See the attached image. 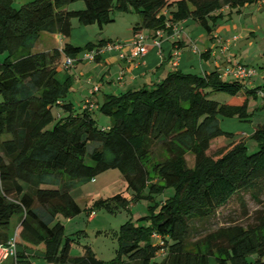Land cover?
<instances>
[{
    "label": "trees",
    "instance_id": "trees-1",
    "mask_svg": "<svg viewBox=\"0 0 264 264\" xmlns=\"http://www.w3.org/2000/svg\"><path fill=\"white\" fill-rule=\"evenodd\" d=\"M79 1L83 9H68ZM256 1L34 0L15 8L13 0H0V244L12 239L11 222L18 216L17 264H33L20 247L42 248L49 264H210L212 256L219 264H264V123L242 135L224 131L220 119L250 120V100L264 94V86L248 90L241 104H222L211 96L237 97L245 81L224 79L217 71L176 70L139 90L106 96L100 112L111 124L101 128L92 112L67 102L72 84L59 82L57 74L63 55L76 57L107 41L84 47L67 42L62 51L33 52L43 32L69 38L75 18L103 30L115 21V12L136 14L135 31L153 37L158 31L172 35L173 25L192 19L211 34L224 8L239 12ZM58 108L67 116L59 117ZM222 139L227 145L211 156L213 144ZM253 141L258 151L251 154ZM92 144L97 146L89 154ZM115 169L131 199L118 194L96 200L85 210L89 215L152 201L166 189L175 193L158 209L151 206L150 215L121 226L113 259H98L88 246L84 255L73 257L74 238L66 236L60 220L84 212L72 192ZM245 195L261 207L252 215ZM235 200L241 217L251 221L227 216L223 226L207 229Z\"/></svg>",
    "mask_w": 264,
    "mask_h": 264
},
{
    "label": "rangeland",
    "instance_id": "rangeland-1",
    "mask_svg": "<svg viewBox=\"0 0 264 264\" xmlns=\"http://www.w3.org/2000/svg\"><path fill=\"white\" fill-rule=\"evenodd\" d=\"M258 1L260 2L261 0L244 6L239 12L235 10L231 12L229 8H224L223 11L226 10V14L222 13L223 17H220L215 24L212 23L213 32L221 34L223 38L233 39L235 36L239 38L237 40L239 46L235 45L232 49L235 62H232V65H248L253 67L257 72L255 76L245 81L247 87L237 97L216 93L211 96L212 100H216L222 104H241L246 100V92L248 90L264 86V9H260V3ZM70 6L74 9H83L85 3L84 1H79ZM114 16H117V20L105 25L103 30L98 25H91L93 27L89 29V32L92 36L91 41L94 44H97L107 37H115V35H122L124 38L128 37L130 35L129 29L131 24L140 19L136 14L121 15V13L115 12ZM78 21L75 18L72 20V23L77 24ZM228 27L233 28L232 32L228 33V31H224ZM76 38L80 39L79 37ZM245 46L248 47L244 48ZM2 102L3 97L0 95V104ZM249 113L251 114L249 122H241L238 118H223L221 122L222 129L226 132L251 135L254 127L264 123V94H259L257 100H250ZM93 117L101 128L107 127V124L111 120L100 111H96ZM50 128L52 127L50 126ZM226 145V139L214 143L209 154L213 156L219 148L225 147ZM96 146V144H92L89 147V154L92 152L91 149ZM257 151V145L253 141L249 144V153L253 154ZM89 154L87 156V162L93 165L94 163L90 160ZM174 193L173 188L166 189L164 192L154 194V200L152 201L145 198L135 204H130V207L121 206L120 208H114L113 211L103 208L89 215L85 210L91 207L96 200H108L118 194H124L131 199L128 193L127 183L123 179L120 171L115 169L108 170L98 175L95 180L78 187L72 192V195L82 206L84 212L73 219H60L65 225L66 236L74 238L71 255L73 257L84 255L85 247L88 246L98 259L105 261L113 259L119 245L117 233L121 226L128 221L138 222L140 218L150 215L151 206L158 209L161 202L174 195ZM148 194V191H146L145 195ZM245 200L250 215L261 208L250 195H245ZM261 200L264 204V194L261 196ZM241 211L238 201H233L227 208L220 211V215L210 222L207 229L216 230L218 227L223 226L227 222V216H233L240 223L247 224L251 221V218H242ZM18 221V216L13 217L10 233L15 232ZM37 264L42 263L37 261ZM210 264H219L216 257H210Z\"/></svg>",
    "mask_w": 264,
    "mask_h": 264
},
{
    "label": "crops",
    "instance_id": "crops-1",
    "mask_svg": "<svg viewBox=\"0 0 264 264\" xmlns=\"http://www.w3.org/2000/svg\"><path fill=\"white\" fill-rule=\"evenodd\" d=\"M31 1L34 0H13L15 8H19ZM259 3L260 9H264V0H261ZM68 9L81 10L74 9L71 6ZM223 12L226 14L227 11L224 10ZM115 20H117V16ZM138 23H140V19L131 24L129 29L130 35L128 37L124 38L122 35H115V37L102 39L107 41L106 44L120 45V48L103 51L94 61H79L73 67L64 69L62 63L65 55H63L61 64L58 67L57 79L61 83L71 82L72 87L67 102L71 103L75 110H84L86 100H91L96 105V108L92 111L93 115L96 111H100L106 96L119 95L129 90H139L145 86L162 81L169 73L176 70L199 75L217 71L224 79H235L232 75L236 67L235 64L232 65V62L235 63L232 49L235 45L239 46L238 42L230 43L229 48L226 50V43L231 39H225L221 34L216 32L209 34L192 19L177 24L180 32L179 36H175L172 32V35L164 34L163 38H158L153 37L145 30H139V32H143L148 38L146 41L148 53L142 58L132 59L135 51L133 45L136 33L135 26ZM72 25L73 27L76 26V28L73 29L69 38L61 34L43 32L33 52H51L57 49L62 51L67 42L76 47L94 44L91 41L92 36L89 32V29L93 26L82 25L79 21L77 24L72 23ZM232 30V27H228L224 31L230 33ZM77 34L78 36H76ZM106 44L101 48L96 47L95 50H102ZM247 47L245 46L244 48ZM177 52L180 53V56L176 64ZM84 54L85 52L78 56L82 57ZM203 54H206L204 59L202 58ZM95 87H98L99 91L92 94L91 92ZM56 111L59 117L67 116V113L62 108H58ZM220 119L222 122L223 118ZM238 120L241 122L250 121ZM110 124L111 121L104 128H109ZM253 132L254 130L251 134ZM16 226L15 232L18 224ZM15 232L10 233L9 230V237L14 238ZM19 252L28 256L33 261V264H37V261L42 264L47 263L43 258L42 248L40 247L28 248L26 250L20 247ZM3 264H17L16 258L10 257Z\"/></svg>",
    "mask_w": 264,
    "mask_h": 264
},
{
    "label": "built area",
    "instance_id": "built-area-1",
    "mask_svg": "<svg viewBox=\"0 0 264 264\" xmlns=\"http://www.w3.org/2000/svg\"><path fill=\"white\" fill-rule=\"evenodd\" d=\"M172 30L175 36H179L180 32H179V28L177 24L172 26ZM164 34H165L164 31H158L156 35L158 38L159 37L163 38ZM147 39H148L147 36L143 32L135 33L134 40H133L135 51L132 56V59L142 58L148 53V47L146 45ZM238 39L239 38L235 36L233 39L229 40L226 43L227 46L225 49L227 50L229 48L230 43L236 42ZM157 43L159 42L157 41ZM119 48H120V45L108 43L106 44L105 47L102 48V50L99 49V50H94L91 52H85V54L82 57L78 55L76 57L65 56V59L63 60V63H62V67L64 69H69L73 67L79 61H89V60L94 61L96 60L97 56L100 55V53H102L103 51L119 49ZM179 56H180V53L177 52L176 53V57H177L176 64L179 61ZM256 74L257 72L253 67L248 66V65H241V64H238L232 72V75L236 80H242V81H247L251 79L253 76H255ZM98 91H99V88L95 87L91 93L94 94ZM95 108H96V105L91 100H86L84 104V110L92 112L94 111ZM153 240L156 243L163 244L161 237L157 234H153ZM17 253H18V244L15 238H12L6 246L0 244V264H3V262L9 259L10 257L16 258Z\"/></svg>",
    "mask_w": 264,
    "mask_h": 264
}]
</instances>
